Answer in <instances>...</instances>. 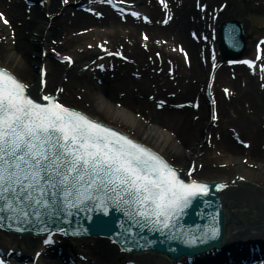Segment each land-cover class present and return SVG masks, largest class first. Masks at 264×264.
Instances as JSON below:
<instances>
[{"label": "bare ground", "instance_id": "6f19581e", "mask_svg": "<svg viewBox=\"0 0 264 264\" xmlns=\"http://www.w3.org/2000/svg\"><path fill=\"white\" fill-rule=\"evenodd\" d=\"M64 1L65 5L61 6L60 0H45L43 6L36 3L28 9L30 12L27 13L23 9L25 3L23 0H0V13L4 14L2 20L4 18L8 20V23L4 24L0 19V34L4 36L3 41H0V66H5L13 73L15 72L20 79L29 84L31 92L35 94L38 89H42L39 86L37 68L44 63L47 68L46 89L51 88L53 92L55 87H63V91L58 92L59 97L70 104H75L73 102L76 97L75 93L80 92L84 100L83 105L86 100L90 103L89 108H84V113L117 127L139 142L150 145L154 150H159L162 155L169 154L168 156L179 164H182L187 156L179 148L190 147L195 139L206 138L209 131L212 134L220 132L219 140L215 138L211 140L215 150L210 146L207 147L206 143L204 144L200 157L203 166L196 173L204 179H230L236 173L245 175L246 182H238L236 184L238 189L246 185L249 190L256 191L257 197L255 199L246 197L243 195L244 192L238 193L237 188L226 189L220 193L225 210L224 239L230 244L234 242L264 243V195L260 196L257 193L264 192V153L259 149V144L264 141V127L259 126L262 122L264 124V92L257 90L256 79L248 76L249 74H243L248 78L243 88L236 81L227 80L231 88L236 90V99L226 102L222 99L223 97L217 96L220 123L216 128L211 125L208 119L207 99L204 92L198 89L206 78L204 63L196 56L198 46L204 42L193 41L186 31L189 28H198L207 35L209 31L206 26L207 24L212 25L213 22L207 17L201 19V13L193 8L195 0H169L168 10L170 11L171 8L175 15L165 27L152 20L161 15L160 6L154 0H134L137 5H140L142 13L152 17L148 23L135 21L126 16L118 18L116 13L109 8L101 7L100 4H91V2L88 3L90 8L100 12L99 17H93L92 12L86 13L76 9L73 3L71 4L74 0ZM142 1H147L146 5L141 4ZM222 1H227L226 11L229 15L238 17V20L250 11L249 20L246 25H243L244 34L250 30V25L260 29L264 28V17L259 18L256 14H252L255 9L259 10V14H264L262 6H254L258 0H248L249 2L199 0L200 4H207V8L219 5ZM80 2L88 1L76 0L77 4ZM44 10L54 16L50 20L46 19L43 15ZM218 22L216 20L215 27ZM80 29L85 32L79 34ZM140 30L148 34L147 41L143 40V33H140ZM159 37L165 38L171 46H177L178 41L182 42L190 55L187 61L189 67L185 66L186 62L182 60L180 54L171 51V46L169 50L167 45L156 43L155 39ZM54 39H57L55 44H53ZM60 39L62 43L58 41ZM100 40H107V46L111 47V50L116 48L128 59L127 62L122 63L111 57L110 60L114 63L112 77L109 75L110 72L100 74L95 69L91 71L90 66L87 70L78 69L81 64H87L86 59L88 61L89 57L92 58L91 55L96 54V42ZM86 44H92V48L88 49ZM52 47L73 55L74 63L71 68L57 62L49 51L42 57L39 48L49 50L48 48ZM155 50L160 51V58H156L153 52ZM103 61H108V59L97 60L95 63L101 64ZM170 62L173 63L176 78L167 73L160 75L156 69L149 70L152 64L157 68L160 67L158 66L160 63L164 66L169 65ZM131 70L140 75L135 77L130 75ZM226 70L222 66L216 72L215 82L217 84L224 81ZM93 77L100 78L101 84H96ZM146 91L148 94L145 96ZM45 92L44 89L43 93ZM171 92H176L175 97L166 99ZM149 94H154L152 102L146 98ZM195 96H198L200 100L197 111L185 106L182 109H170L169 106H163L160 110L155 108L156 99H165L169 104L174 101H187ZM115 102L120 104V107H117ZM243 105H247L251 111L246 112L247 107ZM205 110L206 115H204ZM231 110L235 113V118L228 117ZM192 114H199L198 120H192L190 118ZM227 126L236 127L242 137H250L251 148L245 151L237 146L229 137ZM162 127H165L167 131H172V138L167 135V132L161 131ZM216 149L221 150L222 157L212 155ZM244 152L257 165L256 169H250L237 160L238 156H242ZM223 161L226 162L224 168H214ZM87 240L88 238H72L74 242L72 246L64 241V253L72 256L74 253L72 251L76 249L87 253L88 262L86 264H91L92 259L98 264H109L112 252L105 247L87 246ZM37 243L38 240L29 235L18 237L0 231V247L20 250L22 256L27 251L31 254L40 251ZM81 245L83 247L80 249ZM40 254L41 264H61L58 259H53L51 263L44 258L42 252ZM130 257L135 258V261L140 260L142 264H160L162 261L169 264L170 262L164 254L154 252L131 253Z\"/></svg>", "mask_w": 264, "mask_h": 264}, {"label": "snow or ice", "instance_id": "6c2138e0", "mask_svg": "<svg viewBox=\"0 0 264 264\" xmlns=\"http://www.w3.org/2000/svg\"><path fill=\"white\" fill-rule=\"evenodd\" d=\"M207 190L195 179H181L163 157L128 135L55 96L41 97L39 89L34 96L0 67V212L10 219L27 222L85 202L110 203L134 220L175 228L191 199ZM207 228L216 234L213 225Z\"/></svg>", "mask_w": 264, "mask_h": 264}, {"label": "rangeland", "instance_id": "374dc122", "mask_svg": "<svg viewBox=\"0 0 264 264\" xmlns=\"http://www.w3.org/2000/svg\"><path fill=\"white\" fill-rule=\"evenodd\" d=\"M147 93V92H146ZM75 96L78 98V99H76V97H75V101H77V102H81L80 104L78 103L77 104V106H79V107H81L82 109H84V108H89L90 107V103H89V101H87L86 100V103H84V105H83V102H84V100L81 98L82 96L80 95V92H76L75 93ZM73 105H75V104H73ZM76 106V105H75ZM138 113H142V112H138ZM163 128V127H162ZM184 148H187V147H184ZM180 149V151H182V153H184V149L183 148H179ZM220 151H215V152H213L212 153V155H218V153H219ZM164 155H166V156H168L169 154H167V153H165ZM194 155H197V157L199 158V159H201L200 157H201V153H198V151H196L195 153H194ZM169 157V156H168ZM189 157H190V155H189ZM220 157V156H219ZM185 163H186V161H185ZM185 163H184V166H185ZM258 194H260V196L261 195H264L263 193H258ZM245 196L246 197H250V198H254L255 199V197H257V194H254V195H252V194H249V193H247V194H245ZM106 247V249L108 248L109 249V252H112V256H111V258H110V260H109V264H113V262H114V264H124L125 262L123 261L124 260V258H122V260H119V259H121V258H119V257H117V256H115L114 254H115V252L113 253V250H111L109 247H107V245H105ZM101 248H104V247H101ZM165 261H162V262H160V264H162V263H164Z\"/></svg>", "mask_w": 264, "mask_h": 264}, {"label": "water", "instance_id": "95a60500", "mask_svg": "<svg viewBox=\"0 0 264 264\" xmlns=\"http://www.w3.org/2000/svg\"><path fill=\"white\" fill-rule=\"evenodd\" d=\"M33 94V93H32Z\"/></svg>", "mask_w": 264, "mask_h": 264}]
</instances>
